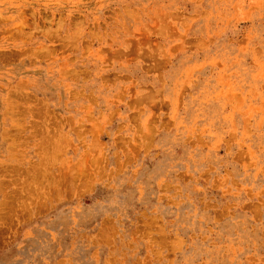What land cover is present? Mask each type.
<instances>
[{
  "label": "rangeland",
  "instance_id": "obj_1",
  "mask_svg": "<svg viewBox=\"0 0 264 264\" xmlns=\"http://www.w3.org/2000/svg\"><path fill=\"white\" fill-rule=\"evenodd\" d=\"M0 264H264V0H0Z\"/></svg>",
  "mask_w": 264,
  "mask_h": 264
},
{
  "label": "bare ground",
  "instance_id": "obj_2",
  "mask_svg": "<svg viewBox=\"0 0 264 264\" xmlns=\"http://www.w3.org/2000/svg\"><path fill=\"white\" fill-rule=\"evenodd\" d=\"M44 151V150H43ZM10 205V204H9Z\"/></svg>",
  "mask_w": 264,
  "mask_h": 264
}]
</instances>
